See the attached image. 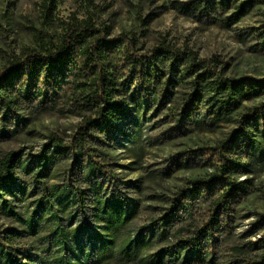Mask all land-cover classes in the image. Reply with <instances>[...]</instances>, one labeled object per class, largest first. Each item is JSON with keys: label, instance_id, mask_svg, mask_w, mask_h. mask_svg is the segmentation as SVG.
Instances as JSON below:
<instances>
[{"label": "trees", "instance_id": "16d2710c", "mask_svg": "<svg viewBox=\"0 0 264 264\" xmlns=\"http://www.w3.org/2000/svg\"><path fill=\"white\" fill-rule=\"evenodd\" d=\"M256 4H264V0H193L186 5L205 16L233 9L223 20L228 26ZM99 32L87 22L72 25L55 48L31 50L0 73V142L27 126V119L17 113L22 105L39 111L53 109L74 87L83 90L74 100L77 108L91 113L70 145L52 138L38 154L24 156L19 149L0 158V264H215L216 249L227 242L233 229L226 213L245 196L247 188L244 182L233 180L241 166L227 154L250 149L264 157V129L259 127L264 126V104L262 110L255 107L243 115L241 128L221 143L216 157L219 167L210 179L193 181V187L180 191L165 214L130 234L139 203L118 192L116 177L107 171L111 164L108 152L90 146L98 138L110 141L126 135L130 122L140 124L146 110L159 105L157 112L162 111L172 102V89L202 66L194 62L192 53L183 52V57L161 48L149 55L133 52L125 56L124 79L116 81L104 72L102 59L106 52L120 47L124 38L107 40ZM186 58L187 74L178 79L177 63ZM168 62L169 76L165 71ZM191 84L194 91L187 95L181 111L174 113L180 119L172 130L186 129L185 125L202 127L205 119L212 126L230 118L243 102L264 96V78L233 79L205 69ZM200 105L206 109L203 114ZM189 157L184 162L177 159L176 165L189 167ZM133 185L129 187H139ZM209 195L215 198L206 221L184 237L183 227L177 225L180 214L191 215L194 204ZM4 221L9 222L1 223ZM171 231L178 234L175 243L152 256L143 255L156 243L166 242ZM262 242L260 247L253 243L233 250L245 254L247 248H264ZM251 264H264V251Z\"/></svg>", "mask_w": 264, "mask_h": 264}, {"label": "rangeland", "instance_id": "374dc122", "mask_svg": "<svg viewBox=\"0 0 264 264\" xmlns=\"http://www.w3.org/2000/svg\"><path fill=\"white\" fill-rule=\"evenodd\" d=\"M190 1L193 0H0V73L31 50L55 48L70 26L87 22L107 40L124 38L120 47L106 52L102 59L104 72L116 81L125 77L121 71L128 53L149 55L158 48L173 50L183 57V52L192 53L194 62L202 66L197 73L208 69L233 79L264 78V4H256L239 21L226 26L223 20L233 9L205 16L189 10L186 4ZM185 60L177 63L178 79L179 75L187 74L189 60ZM169 62L165 67L167 76ZM196 74L186 76L172 89V102H167L162 111L157 112L159 105L146 110L140 124L130 122L126 135L110 141L98 138L96 145L90 146L108 152L111 164L107 171L116 177L118 192L139 203V214L131 222L130 234L165 214L180 191L193 187V181L210 179L219 167L216 157L221 152V143L241 128L243 115L250 114L255 107L263 109L264 96H261L243 102L230 118L212 126L210 119H205L202 127L185 125L186 129L172 130L180 119L174 113L181 111L187 95L194 91L191 82ZM81 94L83 90L77 87L67 90L53 109L39 111L22 105L17 113L27 119V126L12 139L0 142V158L19 149L24 156L38 154L52 138L70 145L85 118L91 115L80 112L77 101L74 102ZM199 107V111L205 112L203 106ZM227 155L241 166L233 180L244 182L247 188L245 196L226 213L233 229L227 242L216 249L215 264H251L260 259L264 248H247L245 254L233 249L252 247L253 243L263 245L264 157L250 149ZM187 156L189 167L176 165L177 159L184 162ZM134 183L139 187H129ZM214 198L215 195H209L199 204L193 203L196 207H192L191 215L180 214L177 225L183 227L184 237L206 221L207 209ZM143 233L148 234L146 230ZM177 240L178 234L171 231L166 242L156 243L143 255L152 256Z\"/></svg>", "mask_w": 264, "mask_h": 264}]
</instances>
